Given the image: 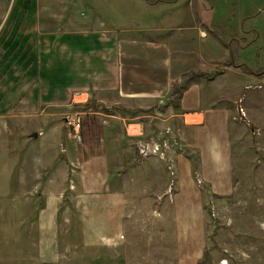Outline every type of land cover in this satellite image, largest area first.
<instances>
[{"label":"crops","instance_id":"1","mask_svg":"<svg viewBox=\"0 0 264 264\" xmlns=\"http://www.w3.org/2000/svg\"><path fill=\"white\" fill-rule=\"evenodd\" d=\"M253 5H238L230 27L204 15L206 0L140 10L129 0H0L3 59L24 63L26 77L0 84V264L34 252L54 263L64 235L118 245L134 200L172 221L180 262L201 259L204 190L233 191V103L264 66V11ZM87 102L97 109L68 128V111ZM159 106L157 127L182 150L137 162L118 122Z\"/></svg>","mask_w":264,"mask_h":264},{"label":"rangeland","instance_id":"2","mask_svg":"<svg viewBox=\"0 0 264 264\" xmlns=\"http://www.w3.org/2000/svg\"><path fill=\"white\" fill-rule=\"evenodd\" d=\"M156 1L174 0H129V4L130 7L140 10L146 4H153ZM181 1L184 0H179V3ZM206 1L213 9L204 15L212 17L217 22L227 20L230 27L235 24L236 17L233 15L238 5L251 3L254 4L253 6L256 5L259 11H264V0ZM0 63H2L1 68H6L7 76L0 71V84L3 85L1 88L3 91L14 84V79L17 80L15 84H18L19 79L24 81L23 79L26 78L21 76V69L25 64L11 59L4 60L1 48ZM254 73L257 79L253 88L240 92L233 103L236 112L234 118L240 126L234 137V188L227 197L212 195L208 191L209 188H205L204 191L207 193L203 204L205 245L201 259L199 256V260L194 264H264V66L255 67ZM4 96L2 98L7 99L8 93ZM164 108L159 106V108H149L141 112L125 111L123 113L125 120H119L118 123L123 127L145 123L147 130L150 131L143 132L142 140L147 143L150 138L159 136L164 129L170 128L167 125L157 127L156 124L158 123L157 112L164 114ZM96 109L94 102L84 103L68 111L66 117L76 119L79 116L82 122V117ZM66 125L73 130L67 122ZM171 140L174 145L172 143L170 145L173 146L174 151H181L178 139L173 132ZM131 142L136 161L144 160L137 153L136 138H132ZM149 158L164 162L157 157ZM151 212L152 208L148 205L136 200L129 202L127 234L118 245L107 246L104 242L87 246L83 245L82 237L64 235L61 250L58 252V261L43 263L36 258L34 252L33 260L18 261L16 264H184L180 262L184 253L176 252L177 242L173 234L172 221L165 218V215L164 217L153 216Z\"/></svg>","mask_w":264,"mask_h":264},{"label":"built area","instance_id":"3","mask_svg":"<svg viewBox=\"0 0 264 264\" xmlns=\"http://www.w3.org/2000/svg\"><path fill=\"white\" fill-rule=\"evenodd\" d=\"M68 124H70L74 131H78L81 126L80 117L72 118L67 121ZM129 125L130 135L132 138H136V148L137 153L140 158L146 159L149 157H157L161 160L166 159V153L168 150L173 149L171 143L172 138V132L170 128L164 129L163 133H161L159 136H155L149 139V141L146 143L142 140L143 138V125L141 124H135L131 127ZM169 138V140H167ZM174 145V144H173Z\"/></svg>","mask_w":264,"mask_h":264},{"label":"water","instance_id":"4","mask_svg":"<svg viewBox=\"0 0 264 264\" xmlns=\"http://www.w3.org/2000/svg\"><path fill=\"white\" fill-rule=\"evenodd\" d=\"M34 137H36V135H34Z\"/></svg>","mask_w":264,"mask_h":264},{"label":"trees","instance_id":"5","mask_svg":"<svg viewBox=\"0 0 264 264\" xmlns=\"http://www.w3.org/2000/svg\"><path fill=\"white\" fill-rule=\"evenodd\" d=\"M177 91V90H176Z\"/></svg>","mask_w":264,"mask_h":264}]
</instances>
